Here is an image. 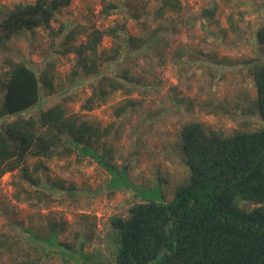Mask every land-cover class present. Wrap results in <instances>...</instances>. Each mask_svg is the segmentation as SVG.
Instances as JSON below:
<instances>
[{
    "label": "rangeland",
    "instance_id": "374dc122",
    "mask_svg": "<svg viewBox=\"0 0 264 264\" xmlns=\"http://www.w3.org/2000/svg\"><path fill=\"white\" fill-rule=\"evenodd\" d=\"M34 1L0 0V4L12 7ZM180 2L179 12L157 18L158 0H73L49 27L19 34L0 48V71L7 55L25 58L38 69L48 57L54 62V92L42 91L40 105L22 116L38 117L66 98L69 112L101 130L108 129L98 149L102 152L106 146L112 150L108 158L114 156L110 161L120 167L129 165L134 184L154 187L161 183L167 199H172L189 174L181 147L184 124L198 120L224 134L262 124L258 111L249 110L257 92L246 62L264 56L256 38L264 24V0ZM109 4L116 7L108 14L104 10ZM206 9L213 14L206 15ZM60 23L84 25L89 30L119 27V36L104 35L98 50L107 73L129 71L134 79L126 84L130 91L116 90L88 108L97 79L74 74L77 58L64 53L59 44ZM128 37L142 41V46H127ZM81 41H86L84 33L78 34L75 44ZM116 46L122 54L116 61L105 60ZM128 99L133 104L118 113ZM37 160H30L32 172ZM45 163L47 168L39 175L47 188L24 180L18 170L0 176V242L7 237L13 243L11 249H0V264H15L28 257H40L39 264H116L118 232L109 219L115 214L128 216L130 206L140 197L132 189L111 191L110 175L77 152ZM20 183L32 190L30 195ZM49 221L56 223L59 243L81 251L74 259L59 246H48L47 254L29 249L24 228L47 235ZM29 250L34 257L25 255Z\"/></svg>",
    "mask_w": 264,
    "mask_h": 264
},
{
    "label": "trees",
    "instance_id": "16d2710c",
    "mask_svg": "<svg viewBox=\"0 0 264 264\" xmlns=\"http://www.w3.org/2000/svg\"><path fill=\"white\" fill-rule=\"evenodd\" d=\"M73 0H35L18 2L12 7L0 4V48L17 35L47 28L58 20V13ZM155 17L163 18L168 12L181 10L180 0H158ZM116 5L109 4L105 12ZM212 15V10H205ZM59 44L64 53H74V74L95 77L97 84L87 107L105 101L112 92L126 89L133 79L129 71L107 73L98 50L104 35L117 38L119 27L89 30L84 25L60 23ZM84 33L86 41L75 44L78 34ZM256 38L264 53V24ZM126 45L141 47L142 41L128 37ZM139 42V43H138ZM105 58L112 62L122 51L118 46ZM49 58V57H48ZM45 60L38 69L25 58L7 55L0 71V176L18 170L20 176L35 186L48 187L39 172L47 168L48 159L70 156L88 157L109 175L108 188L132 189L140 201L129 208V215L110 217L111 226L118 232L116 264H264V56L251 58L249 74L253 78L257 96L249 110H256L261 126L255 129H235L224 134L207 127L201 121H191L181 130V147L189 174L167 199L161 183L142 187L130 178L129 165L119 166L110 158L111 149H98V141L108 129L69 112L68 100L63 98L41 111L38 117L22 116L37 107L43 100L42 91L54 92V62ZM133 104L131 99L118 113ZM34 162L33 175L31 159ZM23 191L31 194L20 183ZM246 203L253 206L247 208ZM56 223L49 221L47 235L24 228V241L29 249L47 254L48 246H59L65 255L74 259L81 253L66 243L57 241ZM10 239H1L0 249L12 248ZM16 243V241H15ZM14 243V244H15ZM17 244V243H16ZM75 252H74V251ZM33 256L31 251H24ZM14 261V260H13ZM40 257L15 264H39Z\"/></svg>",
    "mask_w": 264,
    "mask_h": 264
}]
</instances>
